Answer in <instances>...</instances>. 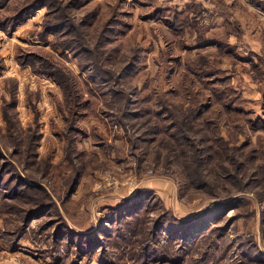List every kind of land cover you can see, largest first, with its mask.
Here are the masks:
<instances>
[{"label":"rangeland","instance_id":"374dc122","mask_svg":"<svg viewBox=\"0 0 264 264\" xmlns=\"http://www.w3.org/2000/svg\"><path fill=\"white\" fill-rule=\"evenodd\" d=\"M237 1L0 0V264H264Z\"/></svg>","mask_w":264,"mask_h":264},{"label":"crops","instance_id":"0c3cea01","mask_svg":"<svg viewBox=\"0 0 264 264\" xmlns=\"http://www.w3.org/2000/svg\"><path fill=\"white\" fill-rule=\"evenodd\" d=\"M237 2H235V61L239 58L238 63L242 62L244 66L253 63L264 74V9L254 2ZM243 76L255 80L253 74L247 73ZM259 79L264 83V75ZM254 85L256 88L260 86L257 80ZM244 94L247 96L245 92Z\"/></svg>","mask_w":264,"mask_h":264},{"label":"trees","instance_id":"16d2710c","mask_svg":"<svg viewBox=\"0 0 264 264\" xmlns=\"http://www.w3.org/2000/svg\"><path fill=\"white\" fill-rule=\"evenodd\" d=\"M262 7H264V5L262 6ZM185 14V13H184ZM183 13H177V15L178 16H182V15H184ZM216 41L218 40V39H215ZM211 42H213L212 40H211ZM217 42H213V43H210V44H205L204 46H208V45H215ZM218 45V44H217ZM220 45H222V44H220ZM207 60V59H206ZM1 68H2V66H1ZM1 68H0V70H1ZM37 134V133H36ZM35 134V135H36ZM34 141L36 140V139H33Z\"/></svg>","mask_w":264,"mask_h":264},{"label":"bare ground","instance_id":"6f19581e","mask_svg":"<svg viewBox=\"0 0 264 264\" xmlns=\"http://www.w3.org/2000/svg\"><path fill=\"white\" fill-rule=\"evenodd\" d=\"M43 13V12H42ZM29 23V22H28Z\"/></svg>","mask_w":264,"mask_h":264}]
</instances>
